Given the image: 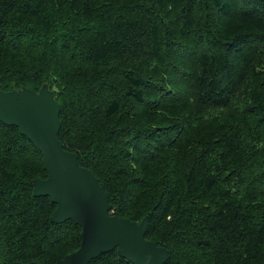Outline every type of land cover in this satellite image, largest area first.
Here are the masks:
<instances>
[{
  "label": "trees",
  "instance_id": "trees-1",
  "mask_svg": "<svg viewBox=\"0 0 264 264\" xmlns=\"http://www.w3.org/2000/svg\"><path fill=\"white\" fill-rule=\"evenodd\" d=\"M45 83L64 147L114 214L149 217L165 264H264V0H0V89ZM40 177L42 153L0 121V264L81 245Z\"/></svg>",
  "mask_w": 264,
  "mask_h": 264
},
{
  "label": "water",
  "instance_id": "water-1",
  "mask_svg": "<svg viewBox=\"0 0 264 264\" xmlns=\"http://www.w3.org/2000/svg\"><path fill=\"white\" fill-rule=\"evenodd\" d=\"M61 111L47 83L39 90L0 89V121L18 127L44 158L47 177L34 180V195L56 204L53 223L71 220L82 228L79 249L66 255L63 264H90L115 249L133 264H165L168 248L146 238L149 217L135 221L114 214L97 175L80 163L78 153L64 147Z\"/></svg>",
  "mask_w": 264,
  "mask_h": 264
},
{
  "label": "rangeland",
  "instance_id": "rangeland-1",
  "mask_svg": "<svg viewBox=\"0 0 264 264\" xmlns=\"http://www.w3.org/2000/svg\"><path fill=\"white\" fill-rule=\"evenodd\" d=\"M49 85V84H48ZM51 86V89H55L56 90V87L55 86H52V85H50Z\"/></svg>",
  "mask_w": 264,
  "mask_h": 264
}]
</instances>
